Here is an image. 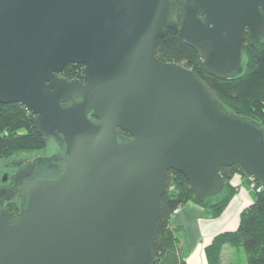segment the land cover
<instances>
[{"label":"water","instance_id":"95a60500","mask_svg":"<svg viewBox=\"0 0 264 264\" xmlns=\"http://www.w3.org/2000/svg\"><path fill=\"white\" fill-rule=\"evenodd\" d=\"M246 28L263 34L264 0H0V102L63 147L56 175L18 179V213L0 198V264H154L170 169L198 200L224 165L264 185V127L155 55L178 33L207 74L233 77ZM70 62L82 80L60 75Z\"/></svg>","mask_w":264,"mask_h":264},{"label":"trees","instance_id":"16d2710c","mask_svg":"<svg viewBox=\"0 0 264 264\" xmlns=\"http://www.w3.org/2000/svg\"><path fill=\"white\" fill-rule=\"evenodd\" d=\"M244 37L243 69L238 75L225 79L207 74L196 51L178 33L169 32L159 37L155 44V55L161 61L177 62L190 68L230 112L253 118L264 127V31L262 35L259 34L258 40L249 30L244 31ZM60 75L82 80L83 65L70 62ZM43 147L45 138L37 130L34 115L21 103L0 102V160ZM220 173L225 182L222 190L198 200L194 198L188 180L181 172L173 169L168 171L152 244L156 256L154 264H187L180 236L181 227L170 224L174 209L194 202L202 208V215L219 216L236 193V187L231 183L234 174L245 178L251 187L253 200L241 210L236 229L215 234L204 247L206 261L207 264H224L222 248L229 244L244 251L246 264H264V185L254 179V185L251 186L250 174L238 163L222 166ZM7 208L16 211L17 204L10 202Z\"/></svg>","mask_w":264,"mask_h":264},{"label":"crops","instance_id":"0c3cea01","mask_svg":"<svg viewBox=\"0 0 264 264\" xmlns=\"http://www.w3.org/2000/svg\"><path fill=\"white\" fill-rule=\"evenodd\" d=\"M231 183L236 187V193L219 216L202 215V208L194 202L181 205L178 211L172 214L170 224L181 227L180 236L186 251L187 264H207L204 247L215 234L236 229L241 210L252 202L251 187L242 175L234 174ZM221 256L224 264L238 263L239 260L246 264V260L242 261L245 259L244 251L229 244L223 246Z\"/></svg>","mask_w":264,"mask_h":264},{"label":"flooded vegetation","instance_id":"af4514ba","mask_svg":"<svg viewBox=\"0 0 264 264\" xmlns=\"http://www.w3.org/2000/svg\"><path fill=\"white\" fill-rule=\"evenodd\" d=\"M61 157H63V147L49 138H45V147L41 149L12 156L11 160L5 163L0 179V198L5 199V206L7 207L10 202L16 203L17 210L12 212L18 213L24 194L14 187L18 179L33 170H37L36 176L39 177L56 175L62 165Z\"/></svg>","mask_w":264,"mask_h":264},{"label":"rangeland","instance_id":"374dc122","mask_svg":"<svg viewBox=\"0 0 264 264\" xmlns=\"http://www.w3.org/2000/svg\"><path fill=\"white\" fill-rule=\"evenodd\" d=\"M11 160L10 158H4L0 160V179L2 178V173H3V169L5 166V163L9 162ZM245 259L243 258L242 261H244ZM239 264H245L244 262H241V260H239Z\"/></svg>","mask_w":264,"mask_h":264},{"label":"built area","instance_id":"2783aa9c","mask_svg":"<svg viewBox=\"0 0 264 264\" xmlns=\"http://www.w3.org/2000/svg\"><path fill=\"white\" fill-rule=\"evenodd\" d=\"M249 179H250V181H251V186H253L254 183H253L252 180H254V178H253L252 176H249ZM178 209H179V207H178V208H175V209H174V212L178 211Z\"/></svg>","mask_w":264,"mask_h":264}]
</instances>
